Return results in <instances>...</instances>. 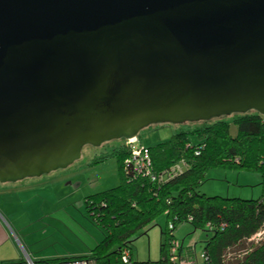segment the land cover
Returning <instances> with one entry per match:
<instances>
[{
	"label": "water",
	"instance_id": "1",
	"mask_svg": "<svg viewBox=\"0 0 264 264\" xmlns=\"http://www.w3.org/2000/svg\"><path fill=\"white\" fill-rule=\"evenodd\" d=\"M251 109L264 114V0H0L2 182L153 123Z\"/></svg>",
	"mask_w": 264,
	"mask_h": 264
},
{
	"label": "trees",
	"instance_id": "2",
	"mask_svg": "<svg viewBox=\"0 0 264 264\" xmlns=\"http://www.w3.org/2000/svg\"><path fill=\"white\" fill-rule=\"evenodd\" d=\"M225 116V115H223ZM229 120L216 117L202 120L200 125L186 126L167 140L149 148L155 173H166L175 164L187 165L175 175L161 180L136 175L129 176L125 160L130 149L125 144L112 147L97 160L116 157L121 183L115 187L85 197L88 214L106 229L104 238L86 255L39 259L37 264H52L73 257H88L92 264H126L121 259L131 240L161 214L168 223L163 231L161 258L157 261L131 264H164L168 240L175 236L176 224L190 222L195 229L207 228L213 234L203 249L204 264H264V242L252 248L242 261H225L229 247H247L246 238L256 232L264 221V193L258 199L208 196L199 189L210 167H236L260 170L264 176V114L255 109L232 113ZM238 127L236 134L230 125ZM139 136V135H138ZM193 138L195 140H193ZM173 229L169 228L170 224ZM226 224L225 229L220 225ZM0 264H5L0 262ZM17 264H26L24 258Z\"/></svg>",
	"mask_w": 264,
	"mask_h": 264
},
{
	"label": "rangeland",
	"instance_id": "3",
	"mask_svg": "<svg viewBox=\"0 0 264 264\" xmlns=\"http://www.w3.org/2000/svg\"><path fill=\"white\" fill-rule=\"evenodd\" d=\"M220 117L231 118L229 115ZM202 122L153 123L143 128L138 138L144 146H153L167 141L186 126L194 127ZM237 131L238 127L231 123L230 132L236 134ZM125 141L122 137L100 145L85 144L81 156L66 167L40 176L0 181V212L10 225L5 223L12 237L0 244V259L5 264H17L20 259H27L23 247L32 249L30 253L33 251L50 258L90 253L104 238L106 229L88 214L85 197L121 183L117 158L97 159ZM199 189L208 196L258 199L264 193V176L257 169L214 166L207 170ZM167 223L166 214H161L133 237L130 243L133 261L142 263L161 258ZM173 233L185 246L195 244L196 256L193 257L198 264H204L203 249L213 233L207 228L195 229L190 222L176 224Z\"/></svg>",
	"mask_w": 264,
	"mask_h": 264
},
{
	"label": "built area",
	"instance_id": "4",
	"mask_svg": "<svg viewBox=\"0 0 264 264\" xmlns=\"http://www.w3.org/2000/svg\"><path fill=\"white\" fill-rule=\"evenodd\" d=\"M125 144L130 149V155L125 160V166L128 173L129 167L131 166L134 172L133 176L141 175L150 177L152 180H161L181 172L187 165L184 161H181L172 166L166 173L157 174L153 170L149 148L140 142L138 136L126 138ZM206 226L209 229L213 228L211 223H208ZM225 227L226 224L224 223L220 225L221 229H225ZM169 228L173 229L174 225L171 223ZM246 241L247 247L243 249L234 250V248L229 247L223 254L224 262L242 261L245 255L252 251V248L264 242V221L256 232L246 238ZM195 246V244L185 246L183 242L176 239L175 236H172L167 243L166 252L163 257L164 264H198L196 257H193L196 256ZM26 258V264H37L30 256L26 255ZM121 259L126 264L132 263V251L129 247H125L122 250ZM203 259H205L204 252ZM52 264H92V261L88 257H73L67 260L53 262ZM151 264L159 263L153 262Z\"/></svg>",
	"mask_w": 264,
	"mask_h": 264
},
{
	"label": "crops",
	"instance_id": "5",
	"mask_svg": "<svg viewBox=\"0 0 264 264\" xmlns=\"http://www.w3.org/2000/svg\"><path fill=\"white\" fill-rule=\"evenodd\" d=\"M6 222L8 223V221L5 218H3V216H2V214L0 212V244L5 243L8 240H10V238H12L11 237V233H10V231L8 230V228H7L6 224H5ZM7 225H9V223ZM9 228H12V227H9ZM12 231H13V234L15 235L16 239L19 241V243L21 245L22 242L19 240V236H18L17 232L14 229ZM22 247H23V245H22ZM23 249H24L25 254L30 256V257L33 256L34 258L33 257L32 258L35 259V261L39 260V259H48V258H50V257H46L44 255L43 256L42 255H38L37 253L34 254L33 251H31V253H30V250H32L30 248L29 249H25L23 247ZM0 262L4 263V261L2 259H0Z\"/></svg>",
	"mask_w": 264,
	"mask_h": 264
}]
</instances>
